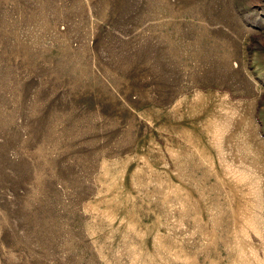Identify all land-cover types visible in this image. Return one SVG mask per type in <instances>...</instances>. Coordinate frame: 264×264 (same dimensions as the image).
<instances>
[{
  "label": "rangeland",
  "instance_id": "1",
  "mask_svg": "<svg viewBox=\"0 0 264 264\" xmlns=\"http://www.w3.org/2000/svg\"><path fill=\"white\" fill-rule=\"evenodd\" d=\"M0 264H264V0H0Z\"/></svg>",
  "mask_w": 264,
  "mask_h": 264
}]
</instances>
